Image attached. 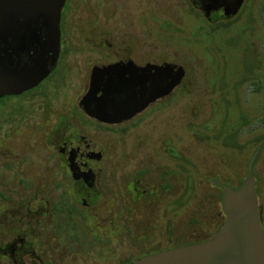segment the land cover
Wrapping results in <instances>:
<instances>
[{
	"label": "flooded vegetation",
	"instance_id": "flooded-vegetation-1",
	"mask_svg": "<svg viewBox=\"0 0 264 264\" xmlns=\"http://www.w3.org/2000/svg\"><path fill=\"white\" fill-rule=\"evenodd\" d=\"M190 2L196 23L219 42L232 41L228 58L246 54L245 66L248 57L263 66L249 40L258 29L264 38V0H65L53 69L35 88L0 97H38L49 115L44 142L31 158L25 144L22 153L0 144V264H130L206 242L221 229L224 192L213 183L221 178L209 177L222 201L216 191L212 215L190 220L206 227L205 237L185 239L188 208L202 197L189 180H204L203 174H190L187 146L172 138L178 127L184 140L187 135ZM0 3V55L30 63L47 41L27 17ZM237 39L247 46H236ZM221 82L229 87L226 78ZM233 98L239 101L236 93ZM23 109L0 111V135L9 133L14 114H26ZM162 117L166 126L158 131L155 122ZM223 124L213 135L217 141ZM230 126L233 135L231 121ZM260 140L250 162L264 134ZM259 158L264 232V146L254 166L257 195ZM31 163L36 168L28 173ZM245 177L229 186L239 189Z\"/></svg>",
	"mask_w": 264,
	"mask_h": 264
},
{
	"label": "rangeland",
	"instance_id": "rangeland-1",
	"mask_svg": "<svg viewBox=\"0 0 264 264\" xmlns=\"http://www.w3.org/2000/svg\"><path fill=\"white\" fill-rule=\"evenodd\" d=\"M254 9H257V6H254ZM196 17L197 13L190 2L186 58L189 84V97L186 103L188 107L186 114L187 135L184 140L180 127L174 128L172 134L173 141L187 146L190 174L194 171L196 175L203 174L204 176V180H196L197 177L189 180V186L197 184V191L202 194V197L195 199L188 208L189 222L185 234V239L188 241L197 240L200 236L205 237L207 232L205 226L191 225V218L198 214L207 216L209 212V216L212 215L213 205L217 203L216 196L218 194L216 191L221 192L220 199L222 201V191L213 186L206 178L216 179L219 177L221 182L230 186H239L247 173L253 149L259 145L264 134V88L261 86L264 80V64L258 66L260 64L258 61L249 60L248 57L250 67L245 66L246 54L242 55L241 53L228 58L225 51L231 46L232 41L230 42L229 38H224L219 42L216 36L210 35L207 28L196 23ZM260 34L261 31L258 29L256 38L249 41L250 43L253 41V45L258 48L256 51L258 53L255 56L258 59H264V38L261 39ZM237 42L239 43V39ZM236 46L245 48L247 43L243 40ZM231 47L233 48V45ZM180 56L181 54H178V59ZM218 62H221L222 66ZM231 67L233 70H230ZM223 77L229 81V87L221 82ZM219 84L220 86L217 87L216 85ZM40 88L39 90L43 89L42 86ZM233 89L238 95L239 101L232 100L235 94ZM230 90L232 97L229 96ZM33 94L35 95L36 92L29 95ZM11 105L14 109L24 105L23 110L26 114L24 113L22 116L18 112L13 115L12 127L6 136L0 135V144H11V147L18 153L23 152L21 147L25 144L28 149V158H31V154H34L36 148H39L38 145L44 142L43 132L44 129H47L49 115H46V109L45 112L43 111V102L38 97L33 96L27 99L12 97L8 101L1 100L0 111ZM227 111L231 113L229 112L227 115ZM229 115H231L229 124L231 121L234 129L238 131L235 136L240 146L227 145L222 140L217 141L213 137L219 124L224 120L227 121ZM166 121L164 117L158 118L155 122L156 129L162 130L166 126ZM162 136L164 137V135ZM45 138L47 139L45 142H48V135ZM34 164L31 163L27 167L28 173H32L36 168ZM262 164L263 160L259 158L255 169L260 206L263 193Z\"/></svg>",
	"mask_w": 264,
	"mask_h": 264
},
{
	"label": "water",
	"instance_id": "water-1",
	"mask_svg": "<svg viewBox=\"0 0 264 264\" xmlns=\"http://www.w3.org/2000/svg\"><path fill=\"white\" fill-rule=\"evenodd\" d=\"M4 7L28 18L46 39L44 52L27 63L13 54L8 61L0 55V97L21 95L35 88L53 69L60 47V16L65 0H5ZM1 5V3H0ZM48 55L43 62L41 55ZM264 146V145H263ZM261 146L254 154L239 189L219 180L213 183L224 192L226 220L210 240L143 257L130 264H264V232L261 227L254 166Z\"/></svg>",
	"mask_w": 264,
	"mask_h": 264
},
{
	"label": "trees",
	"instance_id": "trees-1",
	"mask_svg": "<svg viewBox=\"0 0 264 264\" xmlns=\"http://www.w3.org/2000/svg\"><path fill=\"white\" fill-rule=\"evenodd\" d=\"M228 110H229V107H228ZM237 110V108H236ZM230 111H227V115ZM231 113V112H230ZM229 117L230 115L228 116V120L224 121V124L222 125L221 127V131H220V140H222V142L224 144H234V139L236 141L235 143V146H240V144L237 143V137H235V134L238 133L237 130H235V133L232 135V129H231V126L229 124Z\"/></svg>",
	"mask_w": 264,
	"mask_h": 264
}]
</instances>
